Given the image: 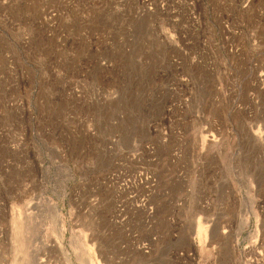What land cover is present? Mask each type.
<instances>
[{
    "label": "rangeland",
    "instance_id": "rangeland-1",
    "mask_svg": "<svg viewBox=\"0 0 264 264\" xmlns=\"http://www.w3.org/2000/svg\"><path fill=\"white\" fill-rule=\"evenodd\" d=\"M0 264H264V0H0Z\"/></svg>",
    "mask_w": 264,
    "mask_h": 264
}]
</instances>
